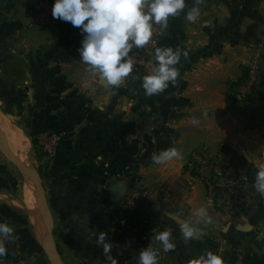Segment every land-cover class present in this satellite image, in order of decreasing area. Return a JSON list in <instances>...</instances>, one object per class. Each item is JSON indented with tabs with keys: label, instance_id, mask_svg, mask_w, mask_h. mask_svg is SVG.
<instances>
[{
	"label": "crops",
	"instance_id": "crops-1",
	"mask_svg": "<svg viewBox=\"0 0 264 264\" xmlns=\"http://www.w3.org/2000/svg\"><path fill=\"white\" fill-rule=\"evenodd\" d=\"M36 1L0 0V25L14 26L0 34V111L24 120L33 138L65 131L42 179L53 221L64 229L52 246L56 263L108 264L95 243V233L104 231L117 264H138L145 247L158 250V264H187L208 250L224 264H264V239L257 238L264 231V198L253 186L264 164V0H203L195 23L186 19L194 0H186L185 10L161 29L158 47L187 57L176 65L175 84L152 96L142 78L154 57L110 88L80 59V29L53 17L43 27L28 24L26 10ZM254 56L256 98L235 101L232 86ZM173 147L178 157L153 162ZM201 147L242 177L243 194L231 214L209 205L189 168L191 151ZM2 169L0 163V222L8 224L20 208L12 196L17 178ZM132 189L143 192L142 203L113 224L110 213ZM202 206L212 223L200 226L201 239L185 242L178 220L197 219L191 213ZM165 229L176 245L170 252L154 239Z\"/></svg>",
	"mask_w": 264,
	"mask_h": 264
},
{
	"label": "clouds",
	"instance_id": "clouds-1",
	"mask_svg": "<svg viewBox=\"0 0 264 264\" xmlns=\"http://www.w3.org/2000/svg\"><path fill=\"white\" fill-rule=\"evenodd\" d=\"M203 0H194V5L187 11L186 19L195 23L200 17L199 5ZM186 8V0H54L51 14L54 19L69 22L80 29L82 39L78 48L79 57L89 66L92 78L102 81L110 88L119 87L133 70L130 53L142 48L152 36L153 24L161 29L168 26L169 17H176ZM181 55L186 52L172 47H157L154 53V66L150 74L142 78L145 95L152 96L163 92L169 84H175L179 75L176 65ZM199 123L193 117L192 124ZM180 155L176 148H168L153 155L156 164L176 158ZM254 188L264 198V164L256 172ZM197 219L178 220L180 232L185 242L199 240L204 236L201 225L212 223L207 207H199L191 213ZM123 223V221H122ZM14 229L9 224L0 222V257L7 254L4 241L11 242ZM95 243L102 247L108 264H117L111 255L112 242L104 231L95 233ZM170 230L156 231L154 239L165 252L173 251ZM258 239H264V231ZM158 250L145 247L139 251L138 264H158ZM187 264H224L222 255L210 250L190 258Z\"/></svg>",
	"mask_w": 264,
	"mask_h": 264
},
{
	"label": "built area",
	"instance_id": "built-area-1",
	"mask_svg": "<svg viewBox=\"0 0 264 264\" xmlns=\"http://www.w3.org/2000/svg\"><path fill=\"white\" fill-rule=\"evenodd\" d=\"M54 2L39 0L31 4L26 10L28 24L42 27L52 21L51 9ZM152 36L142 48L133 49L130 59L133 68L140 69L146 60L154 57L155 49L160 44L161 27L153 24ZM256 56L252 57V64L245 66V76L232 86V98L235 101L254 100L256 98L255 84L257 81L258 66L254 63ZM146 63V62H145ZM65 136V131L40 132L34 136L35 147L38 148L50 161L56 154L58 145ZM189 168L205 188V196L209 205L223 214H231L236 210L243 194V180L235 165H224L218 157L214 156L208 147H201L191 151ZM143 192L139 190L128 191L123 199V205L110 213L113 224L119 223L122 216L133 212L141 203ZM64 235L61 229L58 232ZM3 264H25L22 260H4Z\"/></svg>",
	"mask_w": 264,
	"mask_h": 264
},
{
	"label": "rangeland",
	"instance_id": "rangeland-1",
	"mask_svg": "<svg viewBox=\"0 0 264 264\" xmlns=\"http://www.w3.org/2000/svg\"><path fill=\"white\" fill-rule=\"evenodd\" d=\"M1 108H2V106L0 104V109ZM9 118H10V121L14 124V126L18 127L22 132L24 131L22 134H23V136H25L27 146H28L29 164L31 165L32 169H34V173L40 178V180L42 182L43 178H41L39 171H38V169L40 167V165H39L40 162H37V160H36L35 154H37V150L35 148V143H34V139H33L32 135L27 134V132L25 130L26 127L23 124L24 120L16 119V118L11 117V116ZM0 163L2 164V167L4 168L2 170H5L8 168L9 171H6V172H12L13 174L16 175L17 180H15V183L11 185V186H13V190L15 191L12 196L14 197L18 206H20L19 211L16 214L20 220L25 219L27 221V223H24V222L22 223L21 221H19V219L12 218L11 215L6 219L8 224L11 227H13V229H14L13 238L11 239V242L7 241V243H6L9 246L7 252L9 253V255L10 254L12 255V253L14 254L12 257L13 260L20 259L25 264H50L48 261L47 255H46L45 248H44V242H41L40 240H38L35 237V235H34V229L36 228L35 224H34V222L30 221L31 220V219H29L30 213H29V211H26L27 208L25 207L24 203L22 202V198H23V196H22L23 195L22 194L23 174L18 170V168L15 166V164L12 163L5 156V154L1 150V148H0ZM6 172H2V173H6ZM128 191H130V190H128ZM44 194H45V191H44ZM41 210H42V208H41ZM112 223H114V222H112ZM43 224H44V222H43ZM57 224L59 225L58 221L56 220V222H55V220H54L53 221L54 244H55L56 239L58 237L57 236L58 235ZM44 226H45V234H46V228H47L46 223L44 224ZM60 227L61 226L59 225V231L61 229L64 230L62 227L61 228ZM44 239H45V237H44ZM59 264H61V263L59 262Z\"/></svg>",
	"mask_w": 264,
	"mask_h": 264
},
{
	"label": "bare ground",
	"instance_id": "bare-ground-1",
	"mask_svg": "<svg viewBox=\"0 0 264 264\" xmlns=\"http://www.w3.org/2000/svg\"><path fill=\"white\" fill-rule=\"evenodd\" d=\"M22 133L23 132L18 127L14 126L10 121V118L0 111V143L6 147L10 154L15 156L20 162L34 172V169H32L29 164L28 146L25 136H23ZM22 194L23 203L27 208L26 211H29L30 213L29 219L34 222L36 227L34 229V235L38 240L45 243V222L42 215L41 205L38 202V190L27 175H23Z\"/></svg>",
	"mask_w": 264,
	"mask_h": 264
},
{
	"label": "water",
	"instance_id": "water-1",
	"mask_svg": "<svg viewBox=\"0 0 264 264\" xmlns=\"http://www.w3.org/2000/svg\"><path fill=\"white\" fill-rule=\"evenodd\" d=\"M0 148L1 150L4 152L5 156L12 162L15 164V166L18 168V170L23 174V175H27L32 182L35 184L37 190H38V202L41 205L42 208V215L44 218V222L46 223V239H45V243H44V248L45 251L49 257L50 260V264H57L55 259H54V255L52 252V246H53V218L50 212V209L47 205V201H46V197L44 194V187L43 184L40 180V178L27 166H25L22 162L19 161V159H17L15 156H13L12 154L9 153V151L6 149V147H4L1 143H0ZM115 192V188L112 187L110 189V193L112 195H114Z\"/></svg>",
	"mask_w": 264,
	"mask_h": 264
},
{
	"label": "trees",
	"instance_id": "trees-1",
	"mask_svg": "<svg viewBox=\"0 0 264 264\" xmlns=\"http://www.w3.org/2000/svg\"><path fill=\"white\" fill-rule=\"evenodd\" d=\"M14 26L12 25V24H4V25H0V34H2L4 31H5V33L6 32H10L12 29H14L13 28ZM245 76V71L243 70V75H242V78ZM241 78V79H242ZM34 139V138H33ZM34 143H35V140H34ZM36 148V147H35ZM36 150H37V155H38V158H39V160L40 161H42L41 163H42V165L43 166H40L39 167V169H38V171H39V174H40V176H41V178H44L45 176H46V171H45V169L47 168V166H48V164H49V161L48 160H46L45 159V156H44V154L38 149V148H36ZM12 218H14V219H19V217L17 216V215H12ZM19 221H21L22 223L24 222V223H27V221L25 220V219H19ZM5 247H6V249L8 248V245L6 246L5 245ZM4 260H10V259H12V257L9 255V253L7 252V254L4 256V257H2Z\"/></svg>",
	"mask_w": 264,
	"mask_h": 264
}]
</instances>
